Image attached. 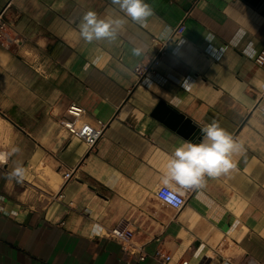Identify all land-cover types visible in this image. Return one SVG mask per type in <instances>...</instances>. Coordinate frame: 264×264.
<instances>
[{
    "label": "crops",
    "instance_id": "1",
    "mask_svg": "<svg viewBox=\"0 0 264 264\" xmlns=\"http://www.w3.org/2000/svg\"><path fill=\"white\" fill-rule=\"evenodd\" d=\"M146 2L143 24L88 44L87 11L127 19L111 0H0V151L20 148L0 165V264H165L123 258L104 234L123 218L169 264H264V2ZM73 102L106 123L92 150L60 124ZM212 121L243 144L237 168L175 209L156 194L163 170Z\"/></svg>",
    "mask_w": 264,
    "mask_h": 264
},
{
    "label": "clouds",
    "instance_id": "2",
    "mask_svg": "<svg viewBox=\"0 0 264 264\" xmlns=\"http://www.w3.org/2000/svg\"><path fill=\"white\" fill-rule=\"evenodd\" d=\"M118 6L125 18H100L89 10L84 13L79 25L81 38L88 44L105 41L115 43L124 31L128 20L143 24L154 15L153 8L146 0H111ZM132 55L139 57L143 50L132 48ZM202 139L199 143L185 141L177 147L168 159L163 170L162 183L175 190L181 188H199L205 184V177L216 178L228 174L237 168L233 158L243 152V144L234 140L232 135L216 121L200 129ZM20 152V148L12 147L10 151H0V165L7 164L10 157ZM27 170L22 164H15L9 173V179L22 183Z\"/></svg>",
    "mask_w": 264,
    "mask_h": 264
},
{
    "label": "built area",
    "instance_id": "3",
    "mask_svg": "<svg viewBox=\"0 0 264 264\" xmlns=\"http://www.w3.org/2000/svg\"><path fill=\"white\" fill-rule=\"evenodd\" d=\"M183 26L175 30V33H182ZM255 63L259 66H264V47L255 57ZM158 57L153 58L152 63L148 67L158 64ZM85 108L78 103H71L67 108V115L62 117L59 121L60 124L67 129L71 134L83 139L89 150L94 149L97 141L102 136L106 123L101 120L96 125L84 119ZM72 171H67L64 176L70 178ZM195 188L184 189L180 186H175V190L163 185L160 186L156 194L167 204L175 209H182L187 202V195L194 191ZM106 236L116 239L121 247L123 258L128 262H141L148 256L153 257L155 260L169 264L172 261L171 253L167 252L162 246L155 249L154 252L149 253L143 246L135 239V231L124 218L121 219L115 226L107 228ZM184 261L182 264H186Z\"/></svg>",
    "mask_w": 264,
    "mask_h": 264
},
{
    "label": "water",
    "instance_id": "4",
    "mask_svg": "<svg viewBox=\"0 0 264 264\" xmlns=\"http://www.w3.org/2000/svg\"><path fill=\"white\" fill-rule=\"evenodd\" d=\"M252 3H254V4H258V3H260V2H264V0H250ZM186 122H191V120L189 119V118H186ZM192 128L194 129V131H195V135L196 134H200V136H199V139H202V133H201V126H199L198 124H196V123H193V126H192Z\"/></svg>",
    "mask_w": 264,
    "mask_h": 264
}]
</instances>
